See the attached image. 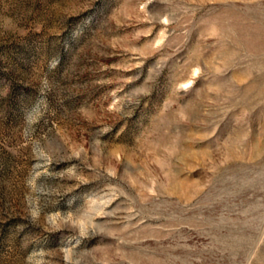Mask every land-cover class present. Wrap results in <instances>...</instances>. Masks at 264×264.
<instances>
[{
	"label": "rangeland",
	"instance_id": "1",
	"mask_svg": "<svg viewBox=\"0 0 264 264\" xmlns=\"http://www.w3.org/2000/svg\"><path fill=\"white\" fill-rule=\"evenodd\" d=\"M0 264H264V0H0Z\"/></svg>",
	"mask_w": 264,
	"mask_h": 264
},
{
	"label": "water",
	"instance_id": "2",
	"mask_svg": "<svg viewBox=\"0 0 264 264\" xmlns=\"http://www.w3.org/2000/svg\"><path fill=\"white\" fill-rule=\"evenodd\" d=\"M188 110H192V108H189V109H184V112L186 113Z\"/></svg>",
	"mask_w": 264,
	"mask_h": 264
}]
</instances>
